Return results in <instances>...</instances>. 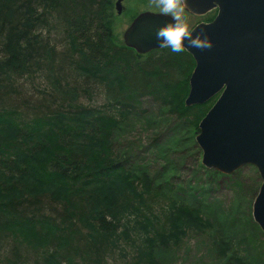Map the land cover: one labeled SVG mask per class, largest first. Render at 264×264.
Returning a JSON list of instances; mask_svg holds the SVG:
<instances>
[{"label": "trees", "instance_id": "16d2710c", "mask_svg": "<svg viewBox=\"0 0 264 264\" xmlns=\"http://www.w3.org/2000/svg\"><path fill=\"white\" fill-rule=\"evenodd\" d=\"M115 2L0 0V264H104L127 242L137 248L124 264H158L155 243L166 246L147 230L161 186L115 152L116 123L143 114L144 97H174L171 117L177 126L193 118L197 133L216 97L185 107L193 59L163 48L139 55L117 41ZM91 96L104 101L87 107L81 99ZM191 194L193 210L178 196L176 211L203 228V204ZM219 244L224 264H250L225 257L232 241Z\"/></svg>", "mask_w": 264, "mask_h": 264}, {"label": "rangeland", "instance_id": "374dc122", "mask_svg": "<svg viewBox=\"0 0 264 264\" xmlns=\"http://www.w3.org/2000/svg\"><path fill=\"white\" fill-rule=\"evenodd\" d=\"M121 5V13H114L113 24L115 37L121 43L122 35L134 17L143 12L160 13L156 6H150L145 0H123ZM187 17L190 27L203 18ZM102 101V97L96 96L81 99L92 108L100 106ZM176 106L174 97L169 104L155 103L150 97H144L140 109L145 114L137 112L120 118L113 135L115 152L126 151L131 164L139 165L148 178L161 186L162 191L156 193L161 209L153 210L155 218L151 217V227H147L148 231L164 236L166 243L164 247L155 243L157 263L224 264L219 242L232 241L225 257L236 252L245 254L244 259L250 264H264V234L259 232L252 219V204L258 192L255 189L260 186L255 168L244 166L230 175L210 174L213 170L205 169L200 162L201 152L195 144V121L187 119L184 126H177L178 121L170 115ZM184 192H187L186 196ZM189 192L203 204L199 210L203 228L192 221L186 222L176 211L180 208L178 196L184 199L183 206L188 203L193 210L190 201L186 202ZM174 222L178 226H174ZM127 243L121 244L123 252L110 251L111 258L104 264H124L126 257V260L130 259L137 243ZM27 251L32 252L30 258L41 257V250L35 253L27 248Z\"/></svg>", "mask_w": 264, "mask_h": 264}, {"label": "water", "instance_id": "95a60500", "mask_svg": "<svg viewBox=\"0 0 264 264\" xmlns=\"http://www.w3.org/2000/svg\"><path fill=\"white\" fill-rule=\"evenodd\" d=\"M122 1L115 2L118 15ZM214 10L211 22L192 28L206 32L212 46L185 49L194 68L184 106L202 105L217 96L197 127L201 165L223 175L244 166L255 168L260 186L252 219L264 234V0H185L190 16ZM168 22L161 13H140L124 31L123 44L139 55L160 50L156 31Z\"/></svg>", "mask_w": 264, "mask_h": 264}, {"label": "clouds", "instance_id": "9594fccd", "mask_svg": "<svg viewBox=\"0 0 264 264\" xmlns=\"http://www.w3.org/2000/svg\"><path fill=\"white\" fill-rule=\"evenodd\" d=\"M156 7L161 14L169 17V22L156 31L161 48L174 54H181L189 46L198 49L212 46L213 42L206 32H194L190 28L185 0H156Z\"/></svg>", "mask_w": 264, "mask_h": 264}, {"label": "bare ground", "instance_id": "6f19581e", "mask_svg": "<svg viewBox=\"0 0 264 264\" xmlns=\"http://www.w3.org/2000/svg\"><path fill=\"white\" fill-rule=\"evenodd\" d=\"M245 255V254H244ZM243 255V257L245 258V256ZM246 259V258H245Z\"/></svg>", "mask_w": 264, "mask_h": 264}]
</instances>
